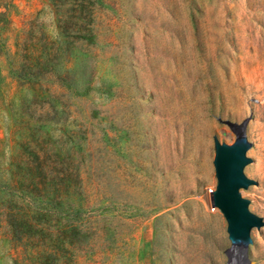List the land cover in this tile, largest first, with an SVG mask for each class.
Returning a JSON list of instances; mask_svg holds the SVG:
<instances>
[{"label":"rangeland","instance_id":"1","mask_svg":"<svg viewBox=\"0 0 264 264\" xmlns=\"http://www.w3.org/2000/svg\"><path fill=\"white\" fill-rule=\"evenodd\" d=\"M71 1L0 0V264H264V226L233 246L207 197L214 136L236 137L218 118L248 119L264 217V0H96L55 110L28 105L19 45Z\"/></svg>","mask_w":264,"mask_h":264},{"label":"trees","instance_id":"2","mask_svg":"<svg viewBox=\"0 0 264 264\" xmlns=\"http://www.w3.org/2000/svg\"><path fill=\"white\" fill-rule=\"evenodd\" d=\"M95 3L96 0H72L69 9H60L57 13L55 11L58 20L55 36L43 31L39 39L40 46L32 36L20 43L16 64L11 69L12 75L20 86L28 85L40 89L39 94L27 101L28 105L50 102L55 110L53 100H57L59 95L53 88L55 85H63L68 79L60 70L59 64L64 54V44H67L70 37L86 40L93 38L92 15ZM47 158V155L41 157L36 153L30 154L26 161L28 169L37 164L42 170Z\"/></svg>","mask_w":264,"mask_h":264},{"label":"water","instance_id":"3","mask_svg":"<svg viewBox=\"0 0 264 264\" xmlns=\"http://www.w3.org/2000/svg\"><path fill=\"white\" fill-rule=\"evenodd\" d=\"M235 133L234 142H222L214 136L215 154L213 164L217 183L212 194V204L217 207L227 221V233L233 246L244 248L253 242V229L264 226V217L250 209L251 200L244 196L243 190L258 181L250 178L245 168L253 159L248 150L253 143L249 141L246 127L248 119L237 123L230 119L218 118Z\"/></svg>","mask_w":264,"mask_h":264},{"label":"built area","instance_id":"4","mask_svg":"<svg viewBox=\"0 0 264 264\" xmlns=\"http://www.w3.org/2000/svg\"><path fill=\"white\" fill-rule=\"evenodd\" d=\"M214 189H215V186L214 187H208L207 197H208L209 206H210L211 210L217 211L219 209L212 204V194H213Z\"/></svg>","mask_w":264,"mask_h":264},{"label":"crops","instance_id":"5","mask_svg":"<svg viewBox=\"0 0 264 264\" xmlns=\"http://www.w3.org/2000/svg\"><path fill=\"white\" fill-rule=\"evenodd\" d=\"M217 216H218V218H220V220H222V222L224 223V227H225V229H226V231H227V221H226V219H225V217H223V214H219V213H217L216 214ZM229 237V236H228ZM230 239V238H229Z\"/></svg>","mask_w":264,"mask_h":264}]
</instances>
